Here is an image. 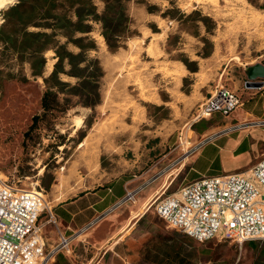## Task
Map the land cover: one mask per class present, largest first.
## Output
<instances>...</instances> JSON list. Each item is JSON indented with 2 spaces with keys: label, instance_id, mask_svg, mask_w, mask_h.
<instances>
[{
  "label": "rangeland",
  "instance_id": "obj_1",
  "mask_svg": "<svg viewBox=\"0 0 264 264\" xmlns=\"http://www.w3.org/2000/svg\"><path fill=\"white\" fill-rule=\"evenodd\" d=\"M18 1L0 8V27ZM95 1L100 11L103 4ZM126 8L131 35L116 50L108 49L98 24L90 33L96 47L88 58H97L103 70L95 107L64 87L59 105L44 110L43 77L53 69L54 52L45 51L43 77L34 76L29 62L0 42V170L20 187L41 190L52 205L77 193L83 181L92 186L149 166L170 169L187 146L228 126L237 113L192 122L198 104L221 85L237 94L248 67L264 62V0H129ZM136 159L144 163L139 168ZM209 168L224 171L217 162ZM123 233L101 248L80 235L72 253L60 252L49 264H264V243L197 241L168 227L153 207Z\"/></svg>",
  "mask_w": 264,
  "mask_h": 264
},
{
  "label": "built area",
  "instance_id": "obj_2",
  "mask_svg": "<svg viewBox=\"0 0 264 264\" xmlns=\"http://www.w3.org/2000/svg\"><path fill=\"white\" fill-rule=\"evenodd\" d=\"M239 105L237 94L221 85L198 104L192 122L213 113L227 116ZM210 137L187 146L184 153H193ZM154 178L127 190L114 207L133 202ZM17 181L0 170V264H49L58 253H71L73 241L84 235L94 220L72 234H59L57 241L47 247L39 218L47 213L55 222L53 206L41 190L20 187ZM162 194L155 196L145 210L153 207L168 227L188 237L201 242L226 239L237 244L264 241V157L243 172L203 175L160 198Z\"/></svg>",
  "mask_w": 264,
  "mask_h": 264
},
{
  "label": "crops",
  "instance_id": "obj_3",
  "mask_svg": "<svg viewBox=\"0 0 264 264\" xmlns=\"http://www.w3.org/2000/svg\"><path fill=\"white\" fill-rule=\"evenodd\" d=\"M260 63L264 64V62ZM246 80L244 87L237 93L240 105L236 108L237 113L230 117L226 123L229 125L212 135H208L211 136L210 139L193 153L186 155L184 150L177 157L176 164L170 169L163 167L154 172L155 167L149 166L132 176L122 174L92 186L83 181V187L77 193L54 203L52 213L55 222L49 219L47 213H43L39 218L45 245L48 247L55 243L59 234H72L93 220L92 226L84 233L88 243L97 248L108 243L115 245L123 237V232L128 230L149 210H145L146 205L155 196L164 193L175 181L179 182L182 179L183 184H185L203 175L240 173L262 159L264 157V123L260 125L248 123L264 122V86L259 88L247 87L245 85ZM233 120L236 122L232 123ZM239 124H243L242 127L229 129L233 125ZM178 145L182 144L179 143ZM224 157H228L231 160L230 163H225ZM139 160H134V163L138 164L137 168H139V164H144L142 160ZM199 161L207 162L204 169L196 168L195 164ZM214 162H217L218 169H222L223 166L224 171L209 173L211 171L209 167ZM155 175L157 176L153 181L136 196L133 202L114 207L127 190L153 178ZM182 185L179 184L178 188ZM142 208L143 212L139 214ZM255 242L261 241H246L244 243L254 244Z\"/></svg>",
  "mask_w": 264,
  "mask_h": 264
},
{
  "label": "trees",
  "instance_id": "obj_4",
  "mask_svg": "<svg viewBox=\"0 0 264 264\" xmlns=\"http://www.w3.org/2000/svg\"><path fill=\"white\" fill-rule=\"evenodd\" d=\"M100 1L103 4L100 11L95 0H19L6 11L5 22L0 27V42L14 51L19 61L29 62L32 75L43 77L45 51L54 52L53 69L43 77L45 90L40 103L44 110L50 111L59 105L58 93L64 87L83 99L81 103L85 106L95 107L99 103L103 70L97 58L89 59L87 55L96 47L90 35L93 25H99L100 35L111 51L131 35V18L126 8L129 0ZM69 45L78 51L69 50ZM60 74L75 77L77 81L70 85ZM37 120L38 116H33L30 127Z\"/></svg>",
  "mask_w": 264,
  "mask_h": 264
},
{
  "label": "water",
  "instance_id": "obj_5",
  "mask_svg": "<svg viewBox=\"0 0 264 264\" xmlns=\"http://www.w3.org/2000/svg\"><path fill=\"white\" fill-rule=\"evenodd\" d=\"M245 85L252 88L264 86V64L258 62L249 66Z\"/></svg>",
  "mask_w": 264,
  "mask_h": 264
},
{
  "label": "bare ground",
  "instance_id": "obj_6",
  "mask_svg": "<svg viewBox=\"0 0 264 264\" xmlns=\"http://www.w3.org/2000/svg\"><path fill=\"white\" fill-rule=\"evenodd\" d=\"M13 0H0V8L3 7L6 3H11ZM81 120L78 119L76 125L77 128L80 126Z\"/></svg>",
  "mask_w": 264,
  "mask_h": 264
}]
</instances>
